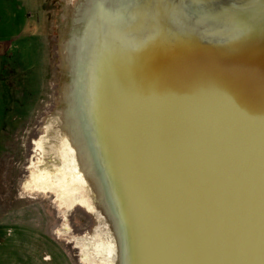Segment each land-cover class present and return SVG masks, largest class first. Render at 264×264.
Returning a JSON list of instances; mask_svg holds the SVG:
<instances>
[{"label": "bare ground", "instance_id": "6f19581e", "mask_svg": "<svg viewBox=\"0 0 264 264\" xmlns=\"http://www.w3.org/2000/svg\"><path fill=\"white\" fill-rule=\"evenodd\" d=\"M61 17L57 107L22 192L91 216L56 229L83 264H262L264 0H78Z\"/></svg>", "mask_w": 264, "mask_h": 264}, {"label": "rangeland", "instance_id": "374dc122", "mask_svg": "<svg viewBox=\"0 0 264 264\" xmlns=\"http://www.w3.org/2000/svg\"><path fill=\"white\" fill-rule=\"evenodd\" d=\"M27 1L25 30L0 48V264H42L44 252L52 256L50 263L62 264L38 229L63 246L73 264H83L78 248L56 229L66 223L69 234H83L92 227L91 216L77 206L65 220L50 195L29 196L21 190L32 140L57 107L63 7L78 0Z\"/></svg>", "mask_w": 264, "mask_h": 264}, {"label": "crops", "instance_id": "0c3cea01", "mask_svg": "<svg viewBox=\"0 0 264 264\" xmlns=\"http://www.w3.org/2000/svg\"><path fill=\"white\" fill-rule=\"evenodd\" d=\"M28 5L27 0H0V48L2 45L10 44L25 30L29 18V11L26 8ZM18 12L21 13V17L18 16ZM37 232L42 234L44 243L50 244L49 246L53 248L55 256L62 264H73L63 246L58 245L47 232L40 229ZM40 260L42 264H54L50 263L52 256L48 252L42 253Z\"/></svg>", "mask_w": 264, "mask_h": 264}, {"label": "water", "instance_id": "95a60500", "mask_svg": "<svg viewBox=\"0 0 264 264\" xmlns=\"http://www.w3.org/2000/svg\"><path fill=\"white\" fill-rule=\"evenodd\" d=\"M234 217V216H233ZM262 246V244L260 245V247ZM264 260V259H263ZM262 262V264H264V261H261Z\"/></svg>", "mask_w": 264, "mask_h": 264}, {"label": "trees", "instance_id": "16d2710c", "mask_svg": "<svg viewBox=\"0 0 264 264\" xmlns=\"http://www.w3.org/2000/svg\"><path fill=\"white\" fill-rule=\"evenodd\" d=\"M6 79V78H5ZM6 81V80H5Z\"/></svg>", "mask_w": 264, "mask_h": 264}]
</instances>
